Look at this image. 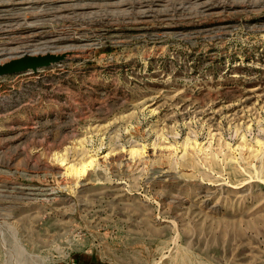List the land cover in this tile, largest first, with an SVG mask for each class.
Returning <instances> with one entry per match:
<instances>
[{"label": "rangeland", "instance_id": "obj_1", "mask_svg": "<svg viewBox=\"0 0 264 264\" xmlns=\"http://www.w3.org/2000/svg\"><path fill=\"white\" fill-rule=\"evenodd\" d=\"M0 264H264V0H0Z\"/></svg>", "mask_w": 264, "mask_h": 264}, {"label": "water", "instance_id": "obj_2", "mask_svg": "<svg viewBox=\"0 0 264 264\" xmlns=\"http://www.w3.org/2000/svg\"><path fill=\"white\" fill-rule=\"evenodd\" d=\"M67 54L46 53L43 55H33L25 53L14 57L9 61L0 63V79L6 76L22 73H36L39 70L50 68L51 66L64 61Z\"/></svg>", "mask_w": 264, "mask_h": 264}]
</instances>
